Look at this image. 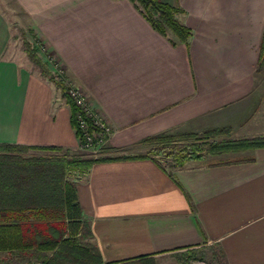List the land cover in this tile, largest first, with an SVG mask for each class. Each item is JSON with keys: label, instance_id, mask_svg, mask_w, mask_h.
<instances>
[{"label": "crops", "instance_id": "1", "mask_svg": "<svg viewBox=\"0 0 264 264\" xmlns=\"http://www.w3.org/2000/svg\"><path fill=\"white\" fill-rule=\"evenodd\" d=\"M12 1L111 127L105 158H129L95 163L75 183L102 264L204 250L219 264H264V148L240 153L252 162L188 161L168 172L143 143L225 128L234 140L264 136L256 82L264 0H161L183 9L192 32L175 45L129 0ZM8 23L0 4V145L74 150L54 84L28 58L6 57Z\"/></svg>", "mask_w": 264, "mask_h": 264}, {"label": "trees", "instance_id": "2", "mask_svg": "<svg viewBox=\"0 0 264 264\" xmlns=\"http://www.w3.org/2000/svg\"><path fill=\"white\" fill-rule=\"evenodd\" d=\"M129 1L152 29L167 38L172 45L188 43L192 32L180 21V17L185 14L182 8L161 0ZM169 33L174 39L168 36ZM22 44L30 62L39 69L42 76L54 82L61 90V97L70 110V125L75 137L81 139L82 132L77 123L80 110L66 96V86L55 81L49 65L30 42L24 38ZM258 65H264V30L259 46ZM86 120L88 132L94 133L96 129L89 119ZM224 132L226 131L209 130L200 136L192 133L179 136L161 134L147 138L143 143L157 145L152 153L165 156L178 168L191 160H203L204 156L200 154L202 152L219 155L264 148V136L216 141ZM176 139L192 142L172 144ZM28 150L32 148L0 145V252L27 257L31 254L29 258L33 257L32 254H40V264H102L96 246L89 242L90 230L83 221L75 185L67 182L64 176L70 170L84 173L98 162L129 158L22 157ZM252 161V158L242 157L208 161L206 165ZM47 253L51 255L48 256Z\"/></svg>", "mask_w": 264, "mask_h": 264}, {"label": "rangeland", "instance_id": "3", "mask_svg": "<svg viewBox=\"0 0 264 264\" xmlns=\"http://www.w3.org/2000/svg\"><path fill=\"white\" fill-rule=\"evenodd\" d=\"M0 4L2 5V8L4 10V13L8 16L9 19V28H10V34H11V39L9 46L7 47L8 50L11 51L12 54L8 53L6 57H10L17 62L20 61V59L23 58H28L25 51L24 47L22 44V40L25 38L28 42H30L34 48L37 50L39 56L46 61V63L49 65V69L51 70V73L55 77V81L57 83H61L64 86H66V96L69 88H76L79 89L78 87H74L70 85L65 76V70L64 68L59 64V61L57 60V57L55 55H52L50 53V50L47 46V44L43 43L42 39L39 37H36L32 29V24L27 22L25 20V17L23 14L20 12V10L16 7V5L13 3L12 0H0ZM140 13V12H139ZM168 36L172 39L173 35L168 34ZM259 59V58H258ZM29 60V59H28ZM32 67L28 66V68H32L33 71L38 72L41 74L39 69L31 62L30 63ZM257 78L256 82L259 81V93L260 95L263 96V102L261 103V109L264 111V65L257 66L256 69ZM42 75V74H41ZM54 84V82H51ZM53 86L56 87V91L59 92V95L61 94V90L54 84ZM58 88V89H57ZM59 90V91H58ZM80 90V89H79ZM81 91V90H80ZM82 92V91H81ZM83 93V92H82ZM84 94V93H83ZM63 99V98H62ZM87 99V98H86ZM64 100V99H63ZM111 128V127H110ZM209 131V130H207ZM224 133H222L217 140H233L234 141V136L229 134L228 129H224ZM112 132V130H111ZM110 132V134H111ZM183 133H173V134H166V135H181ZM184 134H189V133H184ZM193 134V133H192ZM203 134V133H201ZM201 134L195 133V135L200 136ZM110 136V135H109ZM232 137V138H230ZM177 138V137H175ZM249 139V138H247ZM240 140V139H236ZM76 142L78 144V138H76ZM191 140L187 141H179V140H173L172 144L178 145V144H189L191 143ZM149 146V150L146 153L147 157H153L158 163L168 172H173L176 168L174 167V162L171 161L170 159H167L165 156L158 155V154H153L152 151L157 145L149 144V143H144ZM171 144H167V146H170ZM106 145L98 150H89V151H83L81 150L77 145L74 150L71 151H46V152H40L38 150L32 149L24 152L22 154V157L24 158H34V157H50V156H62L68 159L71 158H88V159H97V158H105L103 155L104 150H106ZM201 155L204 156L203 160H191V161H203L204 163L207 164L208 161H214V160H223L226 158L229 159H239L242 158L243 155H240V153H229V154H219V155H212L207 152H202L200 153ZM185 164V163H184ZM183 164V165H184ZM86 172L82 173V171L78 170H70L67 174H65V180L71 184H74L83 179L85 177ZM12 253L8 252H0V264H17L21 263V261H25L27 264V261H29V264H40V259L41 255L37 254H32L33 257H30L29 255L23 256V255H18L14 256L11 255ZM47 255H51V253H47ZM19 258V259H18ZM139 264V263H138ZM150 264H219V261L217 258H212L209 256V252L206 250L204 251H197V252H183V253H173L169 255L168 257H162L158 259L157 261L150 263Z\"/></svg>", "mask_w": 264, "mask_h": 264}, {"label": "built area", "instance_id": "4", "mask_svg": "<svg viewBox=\"0 0 264 264\" xmlns=\"http://www.w3.org/2000/svg\"><path fill=\"white\" fill-rule=\"evenodd\" d=\"M67 97L73 104L79 108L80 114L77 117L79 129L82 132V138L78 139L77 146L83 151L98 150L103 148L108 141L111 128L103 119L95 114L86 99L85 95L76 88H69ZM91 121L96 131L92 134L88 132L87 120Z\"/></svg>", "mask_w": 264, "mask_h": 264}]
</instances>
